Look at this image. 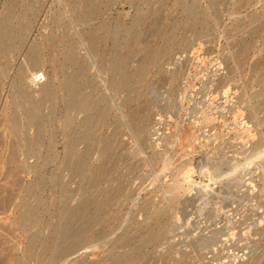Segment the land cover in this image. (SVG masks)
Listing matches in <instances>:
<instances>
[{
    "label": "rangeland",
    "instance_id": "374dc122",
    "mask_svg": "<svg viewBox=\"0 0 264 264\" xmlns=\"http://www.w3.org/2000/svg\"><path fill=\"white\" fill-rule=\"evenodd\" d=\"M81 1L0 0V24L21 35L0 44V264H264V0H88L87 20ZM78 69L83 96L108 112L76 144L95 185L64 160V116L75 127L85 114L60 83ZM62 226L88 240L56 258Z\"/></svg>",
    "mask_w": 264,
    "mask_h": 264
},
{
    "label": "bare ground",
    "instance_id": "6f19581e",
    "mask_svg": "<svg viewBox=\"0 0 264 264\" xmlns=\"http://www.w3.org/2000/svg\"><path fill=\"white\" fill-rule=\"evenodd\" d=\"M97 2V1H96ZM72 3V2H71ZM81 4H83L85 6V12L83 14V17H84V20H87L90 18L91 16V11L89 9V1L88 0H82L81 1ZM196 4V3H195ZM194 6V5H192ZM22 7V6H21ZM91 8V7H90ZM192 8V7H191ZM93 9V8H92ZM188 10V9H187ZM194 10V9H193ZM190 11V10H189ZM93 12V11H92ZM96 13V12H95ZM14 14V13H13ZM7 15V14H6ZM77 15V14H76ZM96 15V14H95ZM8 16V15H7ZM82 16V15H81ZM189 16V15H188ZM191 16V15H190ZM76 17V16H75ZM95 17V16H94ZM153 17V16H152ZM151 17V18H152ZM21 18V17H20ZM136 18V17H135ZM189 18V17H188ZM4 19V18H3ZM8 18L6 17L4 22L5 24H0V44L3 45L5 51L6 50H11L12 49V46H13V43L17 40H20V37L21 35H19V32H16L14 33V31L11 30V28L9 26H7L6 24V20ZM156 19V18H155ZM120 20V19H119ZM144 22V21H143ZM18 24V22H17ZM25 24V23H24ZM117 24V23H116ZM182 25V24H181ZM24 26V25H23ZM253 29V28H252ZM122 31V30H121ZM68 33V32H67ZM103 33V32H102ZM101 33V34H102ZM131 33V32H130ZM145 34V33H144ZM111 35V31L110 30H107V29H104V37H110ZM138 35V34H137ZM142 36V35H141ZM91 40H94V39H98L97 36L91 32ZM103 37V38H104ZM100 38V37H99ZM101 41H99L100 43L102 42V38H100ZM111 39V38H110ZM23 40V39H22ZM131 40V39H130ZM21 41V40H20ZM132 41V40H131ZM94 43V42H93ZM115 47V46H114ZM116 48V47H115ZM150 51V49H148V52ZM114 53V52H113ZM154 53V52H153ZM67 54V59L70 63H76L77 61L74 59V55H73V50H72V46H68V50L66 52ZM166 54V53H165ZM7 56V55H6ZM110 56V55H109ZM110 58V57H109ZM34 59V57H33ZM155 60V59H154ZM113 64H114V67H119L123 61L121 59V57L119 56H114L113 59ZM109 62V61H108ZM68 63V62H67ZM165 63V62H164ZM147 64V63H146ZM159 64V62H158ZM82 66V64H81ZM64 67V66H63ZM165 67V66H164ZM120 68V67H119ZM64 69V68H63ZM162 69V68H161ZM79 70V69H78ZM24 71V69H23ZM155 71V70H154ZM161 71V70H160ZM167 71V70H166ZM82 71L79 70V71H76L74 74H72L71 76L63 79L60 83V90H63L66 92V94L68 95V99H67V103H66V107L67 109H78L82 112H84L85 114V118L83 119V121L78 125V126H73V120L72 118L66 114V116H64V128L66 129L67 133L70 134V138L67 139L66 141V148H67V152H66V155H65V162L67 164V166H70V168H72V170L75 172V173H79V174H83V175H86L87 177H89V179L91 180L92 184L95 185L98 181L101 180L102 178V174L99 173V171L95 170V169H88L85 167V164H84V155L83 153H79L76 151V144L79 142V141H85V142H88L89 140H92L93 137H94V127H95V124L93 123V120H96V122L98 123H101L102 121H104L107 117H108V112L104 109H101V110H97V106L96 104H94L93 102H90L88 100V98L86 96H83L82 94V91H81V86L79 84V77L81 76V73ZM165 73V72H164ZM70 74V73H69ZM117 74V73H116ZM162 74V72H161ZM171 75V74H170ZM136 76V75H135ZM164 76V75H163ZM35 77V76H34ZM119 77V76H118ZM129 78L126 77V76H123V77H120V78H117L116 76L113 77V80L111 83H113V86H116L117 88H121V89H130L129 87ZM170 80V79H169ZM172 80V78H171ZM46 82V81H45ZM160 82V80H159ZM170 86V85H169ZM150 88V87H149ZM148 88V89H149ZM154 88V87H152ZM163 88V87H162ZM83 89V88H82ZM160 89V88H158ZM167 90V89H166ZM149 91V90H148ZM151 91V90H150ZM155 91V90H153ZM15 92V91H14ZM162 93V92H161ZM34 95V94H33ZM95 95V94H94ZM28 98H30L31 93L29 92L27 94ZM92 96V95H91ZM140 97V96H138ZM162 97V96H161ZM164 97V96H163ZM166 97V96H165ZM176 97V96H175ZM58 99V98H57ZM138 99V98H137ZM152 99V98H151ZM155 100V99H154ZM158 100V99H157ZM166 100V99H165ZM140 103V101H139ZM138 103V104H139ZM43 104V103H42ZM148 104V102H147ZM23 106V105H22ZM101 106V105H100ZM132 106V105H131ZM148 106V105H147ZM152 107V106H151ZM147 108V107H146ZM97 110V111H96ZM138 110V109H137ZM136 110V112H137ZM151 110V109H149ZM14 112V111H13ZM135 112V113H136ZM139 112V111H138ZM153 113V111H152ZM28 114V112L26 113ZM36 113L34 111L32 112H29V117H30V122L33 121V119L35 118V115ZM38 115V114H37ZM41 119V118H40ZM114 119V118H113ZM137 121L140 123L142 121V117L141 115L138 117ZM10 122H11V132L13 134H19L21 132V127L19 126L18 124V121L14 118V117H11L10 118ZM35 122V121H34ZM78 122V121H77ZM76 122V123H77ZM100 126V125H99ZM116 128V127H115ZM117 129V128H116ZM25 131V130H24ZM50 131V130H49ZM40 133H41V130L39 128L38 130V135L34 138L33 142L30 141L29 139H25V148H26V151L28 154L30 155H33L36 151L33 144H38L39 141L41 140V136H40ZM121 134V133H119ZM24 135V134H23ZM109 135V134H108ZM113 135V134H112ZM55 136V135H54ZM108 139V138H107ZM22 141V140H21ZM114 142V141H113ZM14 143V142H13ZM46 144V142L44 143V145ZM105 144V143H104ZM106 145V144H105ZM14 146V145H13ZM104 146V145H103ZM94 147H95V144H94ZM124 147V146H123ZM10 149V148H9ZM50 149V148H49ZM39 150V149H38ZM106 152L110 150V143L108 142L107 145H106V148H105ZM104 150V151H105ZM117 151V150H116ZM94 152V151H93ZM91 152V153H93ZM118 152V151H117ZM45 153V152H44ZM49 154V153H48ZM111 154V153H110ZM15 155V154H14ZM14 155H12L11 160H14ZM86 155V154H85ZM16 157V156H15ZM106 157V156H105ZM113 157V156H112ZM123 157V156H122ZM53 159V158H52ZM12 162V161H11ZM104 162V160H103ZM120 162V161H119ZM8 163H10V161H8ZM107 163V162H106ZM111 163V162H110ZM90 164V163H89ZM120 164V163H119ZM19 167V166H18ZM90 167V166H89ZM94 167V166H93ZM13 168V167H12ZM17 168V167H15ZM91 168V167H90ZM18 169V168H17ZM100 169V168H99ZM103 170V169H102ZM13 172V171H11ZM16 172V171H15ZM104 172V171H103ZM12 174V173H11ZM116 174V173H115ZM76 175V174H75ZM9 176V175H8ZM187 178V177H186ZM186 180V179H185ZM183 179V181H185ZM190 180V178L188 179ZM187 180V181H188ZM192 181V180H191ZM14 183V182H13ZM86 183V182H85ZM187 183V182H186ZM191 183V182H190ZM189 183V184H190ZM12 184V183H11ZM60 184V183H59ZM82 184V183H81ZM90 184V183H89ZM88 184V185H89ZM188 184V183H187ZM58 185V184H57ZM102 186V185H101ZM106 186V185H105ZM113 186V185H112ZM104 187V186H103ZM119 187V186H118ZM173 187V186H172ZM182 187V186H181ZM60 188V187H59ZM105 188V187H104ZM98 189V188H97ZM180 190V189H179ZM32 192V191H31ZM84 193V192H83ZM32 194V193H31ZM110 194V193H109ZM108 194V195H109ZM99 195V194H98ZM85 196V195H84ZM89 197V196H88ZM101 198V197H100ZM98 198V199H100ZM97 200V199H96ZM100 201V200H99ZM105 201V200H104ZM103 201V202H104ZM58 202V201H57ZM63 202V200H62ZM82 202H83V199H82ZM111 202V201H110ZM97 203V202H96ZM29 204V203H28ZM81 204V203H80ZM79 204V205H80ZM102 205V201H100V203L97 204L96 206V212L99 211V209L101 208L100 206ZM109 205V204H108ZM33 206V205H32ZM31 206V207H32ZM81 207V206H80ZM82 208V207H81ZM147 208V207H146ZM161 209V208H160ZM85 210V209H83ZM82 210V211H83ZM89 210V209H88ZM30 211V210H29ZM77 209H70V208H67V209H64L62 210V213L61 214H64L66 215L67 217L69 218H72V217H79L80 220H82L83 222V225L87 226V222L85 221V217L83 216V212ZM55 212V211H54ZM27 213V212H26ZM33 213V212H32ZM92 213V212H91ZM90 213V214H91ZM98 214V213H97ZM100 214V213H99ZM85 215V214H84ZM24 216V215H23ZM59 217V216H58ZM91 217V215H90ZM24 218V217H23ZM89 218V217H88ZM108 218V217H107ZM31 219V218H30ZM96 219V215H94L92 217V220H95ZM77 220V219H76ZM28 221V220H27ZM39 218L35 217L33 218V223L34 225L38 226L39 225ZM68 221V219H67ZM66 221V222H67ZM105 221V220H104ZM19 222V221H18ZM30 222V221H29ZM32 222V221H31ZM20 223V222H19ZM71 223V222H70ZM96 223V222H95ZM30 224V223H28ZM60 224V223H59ZM63 228H60L59 231H57L58 233L54 234V238H50L51 241L55 242V248L52 249L53 253L52 255L54 257H60L63 253H65L66 251H73V249L75 248V246L77 244H80L81 242L83 241H87L88 240V237L86 236L87 234V231H85V227L81 230H78V231H73V232H68L66 231V227L65 226H62ZM92 228V226H90ZM70 228V227H69ZM68 229V227H67ZM95 230V229H94ZM70 231V230H69ZM130 232V231H129ZM154 233V231H153ZM152 233V235H153ZM97 235V234H96ZM130 235V234H129ZM129 237V236H128ZM122 238L119 240V244H125V243H129L130 239L129 238ZM135 238V237H133ZM230 238V237H229ZM228 238V239H229ZM42 239V238H41ZM66 240V243L67 245L63 246L62 243H58L59 240ZM133 241V240H132ZM63 242V241H62ZM41 246L42 247V250L43 252H46L45 250L47 248H45V244L44 242L40 243L37 241L36 238H34L31 242V251L35 248V247H39ZM54 247V246H53ZM30 250V249H29ZM82 251V250H81ZM85 251V250H84ZM28 253V252H27ZM41 254V253H40ZM31 255V252H29L28 256L30 257ZM48 255V254H47ZM35 256V254H34ZM50 256V254H49ZM48 256V257H49ZM16 257V256H15ZM14 257V258H15ZM28 259V258H27ZM47 259V258H46ZM68 259V258H67ZM131 260H132V257H131ZM47 261V260H46ZM37 262H40L37 261ZM119 262V261H118ZM27 263V262H26ZM25 263V264H26ZM43 263V262H42Z\"/></svg>",
    "mask_w": 264,
    "mask_h": 264
}]
</instances>
